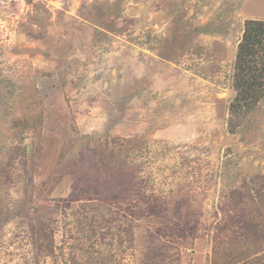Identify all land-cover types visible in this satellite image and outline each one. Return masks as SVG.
<instances>
[{
    "label": "rangeland",
    "instance_id": "1",
    "mask_svg": "<svg viewBox=\"0 0 264 264\" xmlns=\"http://www.w3.org/2000/svg\"><path fill=\"white\" fill-rule=\"evenodd\" d=\"M248 19L264 0H0V264H264L230 196L264 183V97L230 110ZM83 136L137 168L99 195Z\"/></svg>",
    "mask_w": 264,
    "mask_h": 264
},
{
    "label": "trees",
    "instance_id": "2",
    "mask_svg": "<svg viewBox=\"0 0 264 264\" xmlns=\"http://www.w3.org/2000/svg\"><path fill=\"white\" fill-rule=\"evenodd\" d=\"M233 87L236 91V96L230 106V110L234 114L235 119L239 118L242 113L249 114L253 111L258 102L264 97V20L248 19L245 22L243 36L238 45L236 55ZM14 123L16 126H21L22 130L34 128L30 118H26V120L18 123L15 121ZM83 137L84 139L82 141H77L75 149H78L82 154L87 153V151H91V154L93 152V156H89L91 157L90 164L94 165L91 166L93 168V174L86 176L87 179L85 177V182L89 185H97L99 195H103L101 190L103 187L101 186L102 178L105 182L110 178L114 181L122 174L127 175L130 173L134 167L137 168L135 164L132 165L131 161L133 162V159H130V153H128L138 142L136 139H122L117 137L114 139L115 144H112L113 142L109 140L95 141L93 137ZM139 143L141 142L139 141ZM85 157H82L80 162ZM81 182L82 178L73 183L78 185ZM85 182L83 179L84 184ZM245 192L246 194L244 195L240 188H235L231 192L230 196L233 201L232 209L234 210L233 216L237 219L245 220L246 225L252 224L253 228L260 227L264 224V212L259 210L261 205L264 206V183L256 188L254 192L249 189H245ZM250 208L255 211V215H253V211H250L247 217H244L243 210L248 211ZM258 210L260 213H257ZM95 228L96 230L98 228L97 232H99V227L95 226ZM31 232L34 233L33 238H37L42 242L49 240L45 237V234L52 233L50 222L36 221ZM100 233L105 234L104 231ZM258 237H264V231L252 234L249 242L254 241V238L256 240ZM249 242L240 243L239 246L243 247L242 245L249 244ZM46 244L47 247L44 251L52 254L54 251L52 241L51 244L47 242ZM247 249L249 250V248ZM247 249L240 248L239 252V249H237L233 256L224 254L222 256L224 264H231L232 260L234 261L240 257L244 258L247 254Z\"/></svg>",
    "mask_w": 264,
    "mask_h": 264
}]
</instances>
